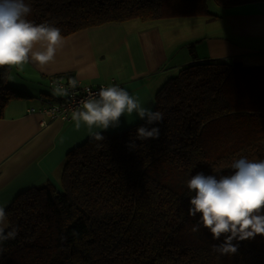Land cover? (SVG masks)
<instances>
[{
	"label": "trees",
	"instance_id": "trees-1",
	"mask_svg": "<svg viewBox=\"0 0 264 264\" xmlns=\"http://www.w3.org/2000/svg\"><path fill=\"white\" fill-rule=\"evenodd\" d=\"M25 2L28 19L68 37L108 23L218 20L211 2L227 10L264 0ZM191 55L195 61L194 48ZM5 71L0 119L10 102L32 99ZM157 110L162 123L142 121L69 151L59 190L47 183L18 195L6 209L16 235L0 245V264H264V236L233 241L237 252L220 255L212 245L223 236L214 240L202 226L192 231L199 216L188 215L193 193L186 185L197 172L230 174L240 157L264 160V65L193 62L157 91ZM140 126L158 127L159 138L137 140Z\"/></svg>",
	"mask_w": 264,
	"mask_h": 264
},
{
	"label": "crops",
	"instance_id": "crops-1",
	"mask_svg": "<svg viewBox=\"0 0 264 264\" xmlns=\"http://www.w3.org/2000/svg\"><path fill=\"white\" fill-rule=\"evenodd\" d=\"M221 19L229 23L234 36L247 38L253 46L228 40L217 20L206 17L129 21L63 37L54 60L47 65L29 62L12 68L19 76L11 70L8 82L32 99L10 102L0 119V204L5 210L33 187L50 183L59 190L67 153L91 139L86 128L75 129L72 120L50 121L38 113L45 106L47 96L43 94L47 93L42 91L49 77L72 75L81 84L92 86L114 81L154 110L157 91L193 62L238 60L264 65V48H256L264 43V2L227 9ZM142 121L135 114L125 116L118 128L101 134H113Z\"/></svg>",
	"mask_w": 264,
	"mask_h": 264
},
{
	"label": "clouds",
	"instance_id": "clouds-1",
	"mask_svg": "<svg viewBox=\"0 0 264 264\" xmlns=\"http://www.w3.org/2000/svg\"><path fill=\"white\" fill-rule=\"evenodd\" d=\"M31 5L25 0H0V68H5L4 78H11V70L29 62L47 65L55 58L63 37L61 29L49 22L35 23L28 19ZM39 44L40 48L35 46ZM76 79H69L68 86L75 88ZM61 95L69 94L68 88L57 86ZM135 114L146 125L163 122V113L146 107L141 99L118 85L101 87L98 92H88L87 97L71 113L74 127H85L89 137L104 141L101 134L118 128L122 117ZM136 139H158V127L140 126ZM230 174L206 175L197 172L186 181L193 193L189 198L188 215L199 216L193 232L200 227L207 229L214 240L224 237L223 243L212 245L220 255L235 254L238 244L256 236H264V160L246 157L234 159ZM16 228L10 226L5 205L0 204V245L14 238Z\"/></svg>",
	"mask_w": 264,
	"mask_h": 264
},
{
	"label": "built area",
	"instance_id": "built-area-1",
	"mask_svg": "<svg viewBox=\"0 0 264 264\" xmlns=\"http://www.w3.org/2000/svg\"><path fill=\"white\" fill-rule=\"evenodd\" d=\"M69 79L75 78H67L62 77V75H54L48 78L47 85L48 88L55 91L57 86H63L68 88L69 94L67 96L62 95L61 97H47L45 99V106L38 112L39 114L47 117L48 120H60L63 122L71 121V113L74 109L79 106V102L87 97L88 92L91 91L93 93L98 92L101 87L110 86V85H118V83H108L102 85H83L78 81V84L75 88H71L68 86ZM59 94V93H58ZM30 113H33L34 110H29Z\"/></svg>",
	"mask_w": 264,
	"mask_h": 264
},
{
	"label": "rangeland",
	"instance_id": "rangeland-1",
	"mask_svg": "<svg viewBox=\"0 0 264 264\" xmlns=\"http://www.w3.org/2000/svg\"><path fill=\"white\" fill-rule=\"evenodd\" d=\"M208 9H209V11L212 14H215V15H217V16L220 17V19L217 20L216 25L219 28L222 29L223 36L225 38H227L228 40H230L232 42H236V41L239 42L240 40H243L244 42H246L244 44H249L250 46H253V43L251 41H247L248 40L247 38H239L238 39V37H236V36L233 35L232 28L230 27L229 23L227 21H225V20L223 21L221 19V18H224L225 9L216 7L213 2H211V3L208 4ZM213 21H216V20H213ZM258 47L264 48V43H258V45L256 46V48H258ZM263 51H264V49H263ZM12 72H13V74H15V77L16 78L19 76V73L18 72L14 71V70H12ZM12 82H14V81H12ZM23 82H27V81H23ZM47 86L44 87V91H42L43 93L50 94L51 96L55 95L53 97H61L62 96L61 94H58L57 92L51 91L50 89L47 88ZM39 95H41V94H39ZM41 96H43V95H41Z\"/></svg>",
	"mask_w": 264,
	"mask_h": 264
}]
</instances>
